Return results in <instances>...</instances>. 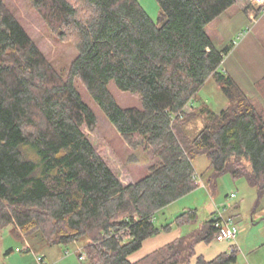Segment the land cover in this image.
<instances>
[{
  "label": "trees",
  "instance_id": "obj_1",
  "mask_svg": "<svg viewBox=\"0 0 264 264\" xmlns=\"http://www.w3.org/2000/svg\"><path fill=\"white\" fill-rule=\"evenodd\" d=\"M28 2L78 52L59 70L20 22L15 0H0V242L16 226L37 246L81 243L84 264L236 263L234 251L197 255L198 244L218 235L215 218L136 262L129 257L173 224L198 223V209H188L155 224L199 187L198 157L210 162L209 189L229 175L264 197V104L220 70L230 49L206 31L237 0H156L157 21L138 0ZM75 80L128 146L151 156L144 177L125 185L91 142L97 116ZM210 80L230 103L219 113L199 99ZM111 82L140 97L142 108L121 107ZM259 89L264 99V79ZM198 120L203 128L189 129Z\"/></svg>",
  "mask_w": 264,
  "mask_h": 264
},
{
  "label": "rangeland",
  "instance_id": "obj_2",
  "mask_svg": "<svg viewBox=\"0 0 264 264\" xmlns=\"http://www.w3.org/2000/svg\"><path fill=\"white\" fill-rule=\"evenodd\" d=\"M138 1L151 18L157 21L160 8L156 0ZM239 1L240 0H237L236 4L219 20L210 23L206 27V31L212 41L222 48H233L234 45L240 43L238 36L241 31L239 30L245 25V16L240 8ZM15 3L20 8V22L32 39L59 70L67 72L77 56L78 50L75 43L71 40H61L58 35L52 33L40 14L30 7L28 0H15ZM248 24H250V22H248ZM74 83L83 101L97 116L98 124L95 131L91 134L88 130H86V132L90 134V140L97 146L101 156L109 163L112 169L119 173L125 185L132 182V180L135 182L144 177L147 173V167L151 162V156L142 150H132L117 129L107 120L104 112L90 95L83 83L79 80H75ZM109 90L121 107L142 108L140 97L131 92L121 91L114 82L109 84ZM199 99L201 102L208 104L209 107L217 113L230 105L228 99L223 95L220 86L214 80H210L199 92ZM198 121L202 122L201 120ZM198 121L189 125V127L197 125ZM193 131L197 132L198 128L194 127ZM209 177L210 171L202 175V180L207 188L203 185L199 186L192 193L184 196L159 212L155 218L157 227L162 228L170 222L173 223L176 216L184 211L198 208V223L194 226L183 227L173 224L171 230H162L159 235L152 238L153 240L144 243V246L140 250L129 257L131 262H136L176 240L181 236L180 229L186 234V230L190 227H200L202 222L208 220L205 206L207 203L212 202L214 198L219 204L227 201H231L234 206L237 204L238 208H232L233 211H239L240 213V215L237 214L236 216V218H238L237 221L240 225L249 223L252 228L250 235L253 239L252 241H254L256 245L252 248L253 251L251 252L248 250L247 252L245 251V253H238L237 261L234 264H264V242H261L263 234L260 232V229L263 228L264 225L256 223L254 226L252 223L253 220L259 223L261 219L264 218V197L258 201V192L256 188L250 186L245 178L234 180L229 175L221 177L218 180L216 190L213 191L211 188H208ZM231 192H234L237 198L230 199ZM12 227L14 235L10 233L9 228L5 229L2 233L0 242V264H41L36 258L37 255L41 254L45 255V259L47 260L46 263L48 262L47 264H84V261L81 260L77 254L75 246H57L54 248L37 246L33 244L30 239H27L19 228L16 226ZM23 239L29 243L33 249L32 251L26 249V243ZM248 240L250 241V239ZM227 243H200L201 245L198 247L197 253L199 255L202 254L207 260H210L215 258L218 255L216 252L223 250L222 247L225 248ZM16 247L23 249L22 252H15L14 250ZM10 248L13 249V252L11 254H6V251ZM195 262L194 260L193 264Z\"/></svg>",
  "mask_w": 264,
  "mask_h": 264
},
{
  "label": "crops",
  "instance_id": "obj_3",
  "mask_svg": "<svg viewBox=\"0 0 264 264\" xmlns=\"http://www.w3.org/2000/svg\"><path fill=\"white\" fill-rule=\"evenodd\" d=\"M239 4L245 16V25H243V27L239 30L241 31L238 36L240 43H238L237 45H234L233 48L224 47L225 49H231V50L229 54L225 57L220 70L225 75L232 77L235 80V82L239 85V87L249 97L257 99L259 102L264 104V99L259 89V83L264 79V10L262 9V10L255 11L254 12L255 19L253 20L250 17V13L252 12V7L250 6V4L247 3L246 0H243V1L240 0ZM248 22H250V24H248ZM215 45L218 48L223 49L217 44ZM203 126H204L203 123L198 121L197 125H192V127H189V129L193 130L194 127H197L199 131L203 128ZM194 165H195V169H196V173L198 177L197 182L199 183V186L203 185L204 187H206L202 180V175L206 173L207 171H209L210 162L208 158L205 156L198 157L195 160ZM131 183H134V180H132V182H129V184ZM231 194H235V193L231 192ZM236 198H237V195H236ZM225 206H228V207H226L227 209L224 211ZM233 207H237V204L234 206L231 201H227L225 203L219 204L214 198L212 202L207 203L205 206V210L208 215V220L215 218L218 212L220 211L224 213V216L232 218L239 227V234L233 241H229V243H227L228 241L217 242L216 240H213V242L215 243H220V244L227 243L225 248L222 247L223 250H219V252L218 251L216 252L218 253V255L221 251H223L221 253H228V254L232 253L233 251L236 252L237 254L240 252L245 253V251L247 252L248 250H250L251 252L253 251L252 248H254V246L256 245V243L252 241L253 239L251 238V235H250L252 232L251 225L249 223L240 225L239 222L237 221L238 218H236L237 214L240 215V213L239 211H233L232 210ZM204 223L205 222H202L200 226H202ZM252 223L254 224V226L256 225V223L260 225H264V218L261 219V222L259 223L256 222L255 220H253ZM195 228H198V227H195ZM193 229L194 228L190 227L188 230H186V234H184L182 229H180L181 236H179L178 238L189 234ZM9 230H10V233L14 235L12 226L9 227ZM260 232H262L263 234L261 242H264V226L263 228L260 229ZM152 238L146 240L144 243L150 240H153ZM248 239H250V241ZM23 240L25 241V239ZM213 242H211V244ZM25 243L27 244V241H25ZM201 244H204V243H201ZM201 244L197 245L196 251ZM73 246H75L77 254L80 255V253H82L83 251V245L81 243H76ZM18 248L19 247H16L14 251L18 252L16 251ZM9 250H10L9 254H11L13 252V249L10 248ZM22 250L23 249H21V251L19 252H22ZM41 255L44 257V260L46 263L47 260L45 259V255L43 254ZM197 255L199 254L197 253Z\"/></svg>",
  "mask_w": 264,
  "mask_h": 264
},
{
  "label": "built area",
  "instance_id": "obj_4",
  "mask_svg": "<svg viewBox=\"0 0 264 264\" xmlns=\"http://www.w3.org/2000/svg\"><path fill=\"white\" fill-rule=\"evenodd\" d=\"M247 3L250 4L252 7V12L250 13V17L254 20L255 19V14L254 12L257 10H264V0H246ZM236 198L235 194L230 195V199ZM225 206L224 211L227 209ZM215 228L218 231V235L216 236L215 240L217 242H225V241H233L237 235L239 234V227L238 225L234 222V220L230 217L224 216V213L218 212L217 216L215 217ZM26 249L28 251H32L33 249L29 245V243L26 244ZM16 251H21V249H17ZM37 261L41 264H45L44 257L42 255H37ZM81 259H84V255L81 257Z\"/></svg>",
  "mask_w": 264,
  "mask_h": 264
}]
</instances>
